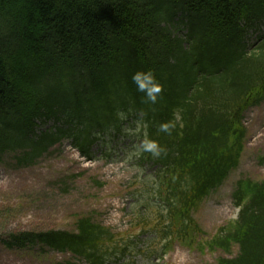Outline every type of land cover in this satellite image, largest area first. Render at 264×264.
Returning a JSON list of instances; mask_svg holds the SVG:
<instances>
[{
    "label": "trees",
    "instance_id": "16d2710c",
    "mask_svg": "<svg viewBox=\"0 0 264 264\" xmlns=\"http://www.w3.org/2000/svg\"><path fill=\"white\" fill-rule=\"evenodd\" d=\"M262 22L264 0H0V163L13 154L30 167L65 139L89 157L102 133L139 122L164 149L138 154L161 170L147 203H164V214L153 213L151 229L167 246H191L200 232L192 212L238 167L244 112L264 101V40L249 43ZM148 70L162 85L155 104L132 81ZM51 120L54 128L39 130ZM163 123L174 125L170 134ZM238 184V219L207 244L237 246L220 264H264V179ZM123 238L81 218L76 232H20L0 243L111 264L134 252Z\"/></svg>",
    "mask_w": 264,
    "mask_h": 264
},
{
    "label": "rangeland",
    "instance_id": "374dc122",
    "mask_svg": "<svg viewBox=\"0 0 264 264\" xmlns=\"http://www.w3.org/2000/svg\"><path fill=\"white\" fill-rule=\"evenodd\" d=\"M40 126L51 129L54 121ZM244 126L248 134L240 164L194 214L202 235H192L191 246L174 242L161 256L169 240H161L151 229V218L153 213L164 214H160L164 208L147 203L155 189L154 170L139 164L136 153L141 144L133 131L127 136H104L92 148V160L82 157L70 140H64L32 167H18L13 154L4 156L0 163V237L28 231L76 232L77 221L88 217L122 235L121 241L133 248L132 254L128 251L124 259L112 258L111 264H220L221 259H232L238 254L237 246L226 253L211 250L207 242L237 218L233 195L238 182L264 179V102L245 113ZM164 220L162 231L167 226ZM149 224L147 232H142ZM137 234L143 236L134 239ZM67 262L84 261L39 245L9 250L0 243V264Z\"/></svg>",
    "mask_w": 264,
    "mask_h": 264
},
{
    "label": "clouds",
    "instance_id": "9594fccd",
    "mask_svg": "<svg viewBox=\"0 0 264 264\" xmlns=\"http://www.w3.org/2000/svg\"><path fill=\"white\" fill-rule=\"evenodd\" d=\"M132 81L136 85L137 91L144 93L147 102L155 104L158 100L159 94L162 92V85L157 81L152 70L137 71L132 76ZM117 117L120 120H126L127 114L123 111L117 112ZM179 119V116L176 117ZM174 127L171 123H163L160 125V131L170 134ZM142 149L146 152L152 153L154 157H158L164 149L154 140L145 139L142 143Z\"/></svg>",
    "mask_w": 264,
    "mask_h": 264
}]
</instances>
